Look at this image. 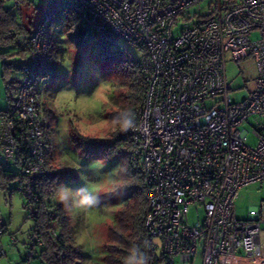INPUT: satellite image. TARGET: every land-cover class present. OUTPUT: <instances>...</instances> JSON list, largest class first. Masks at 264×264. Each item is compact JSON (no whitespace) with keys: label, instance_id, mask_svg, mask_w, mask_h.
I'll return each mask as SVG.
<instances>
[{"label":"built area","instance_id":"built-area-1","mask_svg":"<svg viewBox=\"0 0 264 264\" xmlns=\"http://www.w3.org/2000/svg\"><path fill=\"white\" fill-rule=\"evenodd\" d=\"M62 1L83 27L141 49L146 85L129 137L147 187L142 222L151 258L192 263L200 249L203 264H264V201L246 219L233 207L241 187L264 182V0H214L207 13L200 12L203 0H48L35 28L19 39L29 62L13 103L0 109L6 160L15 157V122L26 125L23 193L30 211L40 198L36 179L48 173L35 83L48 62ZM248 56L255 62L254 84L236 101L225 63ZM244 124L252 128L254 145ZM189 206L204 212L192 226L183 222Z\"/></svg>","mask_w":264,"mask_h":264},{"label":"rangeland","instance_id":"rangeland-1","mask_svg":"<svg viewBox=\"0 0 264 264\" xmlns=\"http://www.w3.org/2000/svg\"><path fill=\"white\" fill-rule=\"evenodd\" d=\"M24 5L25 16L35 23L48 0H28ZM214 0L201 2V13L208 12V5ZM8 0L6 7L13 6ZM193 11V8L190 9ZM68 10L60 8L51 25V39L54 47V77L45 86L42 83L41 100L54 115V120L47 127V135L53 141L55 163L62 171L58 173V186L52 201L57 199L58 190L69 189L77 196H84L89 208L73 207L67 209L70 223L75 228V244L81 252L82 264L100 261L104 254V245L108 242L107 230L113 224L115 214L127 200L123 191L122 180L118 178L120 163L114 157L100 153L94 155H77L73 149L72 137L77 135L90 139L107 138L116 127V122L109 115L117 108L115 100L126 91L122 63L114 54L108 55L100 51L99 40L88 38L89 33L80 44L76 34L67 25ZM27 22V20H26ZM78 33L81 35L82 30ZM256 33L252 34L255 37ZM116 46L125 48L133 58L141 57V49L134 43L114 37ZM113 48V47H112ZM17 46L10 43L0 46V52L6 61L19 63L21 56L17 54ZM113 50V49H112ZM11 53V56L8 55ZM16 53V54H15ZM15 54V55H13ZM8 55V57H7ZM2 60L0 58V66ZM225 73L231 88L232 98L236 101L244 99L254 84L256 76L255 62L251 56L239 60H227ZM11 76L19 78V71L14 69ZM40 85V82H39ZM47 123L50 120L46 119ZM247 130V143L256 142L252 128L244 124ZM72 137H71V136ZM0 163L10 170L9 175H16L19 167L10 159L6 162L0 151ZM16 177L9 180L5 188L0 189V219L6 225V231L0 233V264H17L25 257L28 234L31 233L33 221L28 217L24 205L25 195L18 189ZM264 201V182H251L241 187L234 199L235 214L240 219L248 217V211ZM204 212L200 206H189L183 216V222L192 226L202 221ZM15 240V242H14ZM29 264H39L31 258ZM174 264H203L200 249L193 257L192 263L182 262L176 258Z\"/></svg>","mask_w":264,"mask_h":264},{"label":"trees","instance_id":"trees-1","mask_svg":"<svg viewBox=\"0 0 264 264\" xmlns=\"http://www.w3.org/2000/svg\"><path fill=\"white\" fill-rule=\"evenodd\" d=\"M6 1L8 0H0V46L13 43L17 46V54L21 56L19 63H13L6 61L0 52L2 60L1 77L8 102L6 108H9L15 99L24 67L29 62L28 52L24 45L19 42V39L30 34L35 28L37 21L33 23L25 16L26 13L23 12L24 5H30L28 0H13L14 4L11 7L5 6ZM60 8L64 12L68 10L70 13L72 12V15L70 14L71 18L68 14L65 17L67 18L68 26L78 29L75 32L76 43L80 44L87 33H89L88 38L90 39L97 37L100 51L108 55L114 54L115 58L122 63L124 77L127 81L126 91L115 100V104H117L116 110L109 114L115 120L116 127L107 138L90 139L89 137L78 135L74 131L73 133L77 135L76 138L71 136L73 149L78 155L88 156L100 153L114 157L120 163L118 178L122 180L123 191L127 200L117 211L113 224L107 230L108 242L104 245V254L99 258L100 261L92 260L89 264H121L123 257L131 246L139 244L146 250L144 242L145 230L142 219L148 208L147 187L136 169V163L131 157L129 129L126 131L120 130V126L126 124L129 119V113L136 114L145 91L146 82L138 58H133L127 49L112 43V38L107 39L104 35L96 33L88 27H83L80 19L69 6L63 4V1L55 12L53 22ZM79 30H82L81 35L78 33ZM54 50L50 34L48 62L46 67L38 73L35 83L36 96L40 101L38 111L44 122L43 144L48 173L36 179L40 198L34 201L31 208L32 211L29 210V202L25 198L24 205L27 209L28 217L33 221V227L31 233L28 234V241L24 243L27 251L25 257L17 264H29L31 258L37 259L39 264H82L80 249L75 244L76 231L70 223L67 209L64 204L52 201L59 184L58 173L62 171V168L55 163L53 141L47 135V127L54 120V115L41 100V89H39V86L40 88L45 86V83L55 75ZM8 55L11 56V53H8ZM13 69L20 72L21 76L19 78L10 75ZM46 119L50 120V122L47 123ZM16 122L14 135L15 157L11 161L19 167V172L16 175H9L10 170L3 167L2 163H0V189L5 188L9 180L16 177L19 182L18 189L24 191L27 178L22 170L24 163L29 160L25 147L26 125L23 121ZM6 162H9V160H6ZM6 230V225L3 221L0 233H4ZM0 254L2 253L0 252ZM150 264H157L155 258L154 260L151 258Z\"/></svg>","mask_w":264,"mask_h":264},{"label":"clouds","instance_id":"clouds-1","mask_svg":"<svg viewBox=\"0 0 264 264\" xmlns=\"http://www.w3.org/2000/svg\"><path fill=\"white\" fill-rule=\"evenodd\" d=\"M135 125V114L129 113V119L126 124L120 126V130L126 131ZM57 199L64 204L65 208L71 210L73 207L89 208L92 203H86L84 196H77L69 189L61 188L58 190ZM151 257L148 251L139 244L131 246L127 254L123 257L121 264H150Z\"/></svg>","mask_w":264,"mask_h":264},{"label":"crops","instance_id":"crops-1","mask_svg":"<svg viewBox=\"0 0 264 264\" xmlns=\"http://www.w3.org/2000/svg\"><path fill=\"white\" fill-rule=\"evenodd\" d=\"M1 75H2V65L0 66V109H5L8 106V102H7V99L5 96V87H4V82L2 80ZM54 158H55V153H54ZM59 167H60V165H59Z\"/></svg>","mask_w":264,"mask_h":264}]
</instances>
